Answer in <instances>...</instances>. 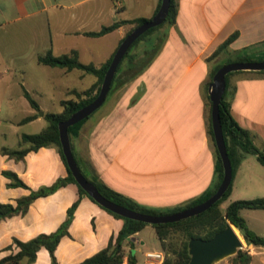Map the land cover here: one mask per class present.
I'll use <instances>...</instances> for the list:
<instances>
[{"label": "crops", "instance_id": "0c3cea01", "mask_svg": "<svg viewBox=\"0 0 264 264\" xmlns=\"http://www.w3.org/2000/svg\"><path fill=\"white\" fill-rule=\"evenodd\" d=\"M176 1V22H164L130 47L102 107L85 120L77 136L70 135L74 156L87 177L164 212L187 205L218 180L208 114L214 73L223 62H238L240 56L262 61L256 58L264 49V0ZM159 4L160 0H0V203L17 206L32 191L68 177L55 144L30 150L19 161L3 150L30 147L22 137L43 131L49 124L47 113H62L63 101L78 100L75 92L92 87L97 92L99 79L94 74L47 66L39 63V56L76 52L81 63L99 68L116 54L134 25L98 37L87 33L116 22L153 18ZM235 33L228 51L212 59ZM226 98L237 123L263 146L264 72L228 74ZM35 114V120L22 123ZM5 171L16 173L28 189L9 187ZM234 190L233 184L232 194ZM76 202L68 235L55 251L56 261L42 248L32 264H81L108 248L125 221L69 183L35 199L25 214L0 219V259L10 253L7 249L15 239L27 242L56 232ZM145 232L153 239L152 249ZM130 240L124 242L123 264H129V255L136 257V264H144L146 253L162 251L152 225ZM252 247L260 250L263 260L257 262L264 264V248Z\"/></svg>", "mask_w": 264, "mask_h": 264}, {"label": "trees", "instance_id": "16d2710c", "mask_svg": "<svg viewBox=\"0 0 264 264\" xmlns=\"http://www.w3.org/2000/svg\"><path fill=\"white\" fill-rule=\"evenodd\" d=\"M161 4H162V0H160L158 10L160 9ZM177 16H178V3L176 0H171L170 12L165 23H171V24L175 23ZM151 19L152 18L150 19L138 18L129 21L116 22L110 26L104 27L99 32L87 33V35L93 37L102 36L104 34H107L109 32L118 29L120 26L125 24H133L134 28H137ZM158 27L152 28L149 31H147L145 34H143L131 46V48L135 44H137L141 39H143L145 35L155 31ZM237 36H238L237 33L230 36L213 53L211 58H215L219 56L221 53L228 51L230 44L237 38ZM114 56L115 54L112 56L111 59H109L103 66L99 68L92 64L85 65L81 63L78 59V55L76 52H72L69 55L55 56L51 51H49L46 54L39 56L38 58L39 63L47 66L66 68L68 70L80 69L87 73L94 74L99 79V83L97 85V92L93 96L90 95L91 92L94 91L95 87H92L81 93L75 92V95L78 98V100L71 99V100L63 101L62 104L64 106V110L62 113L59 114L47 113L45 115V118L49 122V124L43 131L35 135H23L22 137L23 143L29 144L30 147L18 149V150L4 149L3 153L9 155L10 158L19 161V160H23L30 150H38L39 148H42L44 146L55 144L60 148L62 159L68 168L66 158L62 151V145L59 134V123L61 121L68 120L72 114H74L81 108L89 105L99 96L104 77L113 61ZM236 61L249 62L252 60L249 59L247 56H240V58ZM122 62L123 61H121V63ZM121 63L118 69H120ZM24 95L30 102L31 106L36 111H39L40 108L38 103L32 98V96L26 90L24 91ZM84 96H88V97L84 98ZM208 100L211 105L210 108V116H211L212 102L210 100V97ZM220 115H221L224 137L228 149V154L231 159V163L233 167L232 184L228 189V191L225 193L224 197L206 212L182 220L180 222L152 225L156 229V233L160 241L162 250L167 253V257L162 264H188L191 258L188 248L189 241L193 238H202L205 240L211 239L214 237V235L223 231L226 228L228 222H230L232 225L236 227V232L238 234L239 232L241 233L247 245L264 248V236L258 235L251 228H249L245 218L242 215V211L244 210H264V198H257L253 200H237L230 203L225 210L221 208L223 203L226 200H228L232 194L233 182L236 176L237 169L239 168V166L241 165L244 159V154H252L256 156L258 162L262 166H264V145L263 146L256 145L254 135L250 131L242 128L234 119L231 113V105L226 98V91L220 106ZM37 116H38L37 114L28 116L22 121V123L31 122L35 120ZM84 122L85 120L70 127L69 134L71 136H77ZM210 134L212 136L215 145L212 124H210ZM215 148L217 154L216 173L218 176V180L216 184L212 188L204 192L201 196L189 202L187 205L178 207L171 212L158 211L155 209L142 206L139 203L135 202L134 200L110 189L105 184L99 182L97 179L89 178L86 175L85 176L97 186V188L99 189V191L102 193L103 196L130 210L139 213L149 214V215L171 214L198 205L206 201L216 193L218 187L220 186L223 180L224 169L216 145ZM68 172H69L68 177L59 179L53 186L44 187L38 191H32L29 196L19 199L17 206H14L12 204L0 203V219L12 217L20 214H25L28 211L31 203L35 199L53 194L59 188L64 187L69 183H75L79 186V184L76 182L69 168H68ZM4 175L11 180L9 187H21L28 189L26 183H24L16 173L11 171H5ZM79 190L81 195H86L94 202H96L92 197H90L85 192V190L82 187L79 186ZM96 203L99 204L98 202ZM77 206H78V202H76L69 209L67 220L61 225V227L56 232L52 234L39 235L38 237L27 242H23L18 239H15L14 244L12 246H9L7 249L10 250V253L4 258L0 259V264H32L36 260L39 250L42 248H45L50 252L52 259L55 262L56 261L55 251L58 245L60 244L62 238L68 235V228L73 220L74 212ZM106 210L111 214H113L114 216L123 219L125 221L124 227L117 236V238L115 239V241L113 239L111 240L108 248L102 250L93 257L85 260L81 264H123L124 259L126 257L125 251L123 249L124 242L129 241L131 243L130 238L136 233L140 232L145 226L148 225L144 222L123 218L120 215L113 213L108 209ZM176 233H181L184 235V239L180 243L173 242L174 240L173 235ZM169 245L170 247H172L171 251H169L168 249ZM169 253L172 254L171 257ZM136 261L137 259L135 256L129 255V264H136ZM252 261H253V256L250 255L247 251H243V250H239L238 253L232 257V264H250Z\"/></svg>", "mask_w": 264, "mask_h": 264}, {"label": "water", "instance_id": "95a60500", "mask_svg": "<svg viewBox=\"0 0 264 264\" xmlns=\"http://www.w3.org/2000/svg\"><path fill=\"white\" fill-rule=\"evenodd\" d=\"M170 6L171 0H162L161 7L155 16L151 20L135 28L124 39L104 77L99 96L92 103L72 114L68 120L59 123L62 151L66 158L68 168L79 186L105 209L123 218L144 222L148 225L175 223L200 215L212 208L224 197L233 181V167L228 154L220 115V106L227 88V75L238 71H264V61L233 62L222 66L213 77L209 90V96L212 102L211 120L215 145L224 169L223 180L214 195L198 205L166 215L139 213L107 199L102 195L97 186L85 176L80 168L73 153L69 128L86 120L102 107L110 92L119 65L130 47L147 31L162 25L167 20ZM188 248L191 257L188 264H216L226 258L235 256L239 250L244 248V240L240 234L236 232V227L228 222L226 228L214 235L211 239H191Z\"/></svg>", "mask_w": 264, "mask_h": 264}, {"label": "rangeland", "instance_id": "374dc122", "mask_svg": "<svg viewBox=\"0 0 264 264\" xmlns=\"http://www.w3.org/2000/svg\"><path fill=\"white\" fill-rule=\"evenodd\" d=\"M146 37V36H145ZM218 57V56H217ZM212 58V59H216ZM233 60V59H232ZM256 60H262L264 61V49L263 53L256 58ZM228 61L223 62L222 64H227ZM99 83V82H98ZM91 96L95 95L94 91L91 92ZM88 97V96H84ZM210 102L208 100V114L210 115ZM25 130H27L25 128ZM247 156L245 161L243 162V165L237 169L236 176L234 179V193L232 196L229 197L228 200H226L221 208L223 210L226 209V207L237 200H253L257 198H264V166H262L256 156L252 154H244V158ZM249 187H252L251 189ZM243 217L245 218L249 228H251L254 232H256L260 236H264V210H245L243 212ZM251 226V227H250ZM145 240L148 243V248L152 249L154 247V243L152 242V237L148 235V232H145ZM240 236L244 240V248L243 251H248L250 255L256 256L254 264H261L260 261L263 260V257L260 256V253L257 248H253L251 245H247L244 237L239 232ZM173 242L180 243L184 239V235L181 233H176L173 235ZM169 243V242H168ZM169 251L172 250V247L170 245L168 246ZM164 253V261L167 257V253L165 251H161ZM126 254V253H125ZM128 254V253H127ZM170 257L172 256L171 253H169ZM259 255V256H257ZM233 257V256H232ZM232 257L226 258L216 264H232ZM259 261V262H257Z\"/></svg>", "mask_w": 264, "mask_h": 264}, {"label": "built area", "instance_id": "2783aa9c", "mask_svg": "<svg viewBox=\"0 0 264 264\" xmlns=\"http://www.w3.org/2000/svg\"><path fill=\"white\" fill-rule=\"evenodd\" d=\"M145 257H146V262L144 264H162L165 258L164 253L161 251L160 252H148L145 254Z\"/></svg>", "mask_w": 264, "mask_h": 264}]
</instances>
